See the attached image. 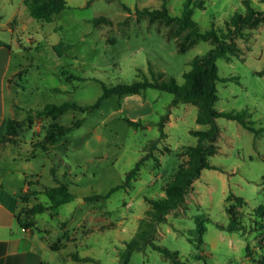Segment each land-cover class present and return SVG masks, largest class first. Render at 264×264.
<instances>
[{"label":"rangeland","instance_id":"obj_1","mask_svg":"<svg viewBox=\"0 0 264 264\" xmlns=\"http://www.w3.org/2000/svg\"><path fill=\"white\" fill-rule=\"evenodd\" d=\"M198 1L202 6L194 8L191 17L201 32L212 26L225 31L230 17L247 14L248 5L264 12V0ZM183 2L67 0L68 8L51 22L34 19L19 28L22 52L12 80L28 87L20 101L29 103L32 115L46 103L86 106L100 96L102 84L151 79L150 70L182 83L190 60L212 48L211 43L193 41L188 30L140 11L165 7L179 16ZM22 5V0H0L1 20ZM234 41L237 55L215 62L220 81L214 109L245 110L250 124L264 129V15L257 25L243 27ZM172 98L153 89L111 96L91 114L70 110L54 119L23 121L15 142L0 145V176L15 188L29 182L22 191L29 194L28 206L47 203L41 193L56 184L54 179L74 196L56 212L35 216L32 233L44 244L38 249L36 240L37 264H118L148 208L146 199L162 197L166 183L185 165L187 148L196 143L190 131L207 129L195 123L196 107H170ZM123 118L141 124L130 126ZM215 120L217 151L208 160L219 169L203 170L183 205L157 227L155 242L176 251L179 259L172 263L147 247L133 252L128 264H260L264 258V219L253 216L254 209L264 205V130L254 134L235 120ZM76 121L80 127L60 141L45 142L52 125ZM141 159L137 176L127 186L107 199L100 197L122 184ZM231 206L244 231L229 233L219 227L227 225ZM200 228L203 244L197 245Z\"/></svg>","mask_w":264,"mask_h":264},{"label":"trees","instance_id":"obj_2","mask_svg":"<svg viewBox=\"0 0 264 264\" xmlns=\"http://www.w3.org/2000/svg\"><path fill=\"white\" fill-rule=\"evenodd\" d=\"M28 14L35 20L49 23L53 17L68 8L67 0H23ZM202 6V2L198 0H184L182 10L179 16H172L167 9L163 7L160 10L144 9L141 14H147L160 18L167 24L176 25L181 29L188 30V34L193 41H206L211 43L212 48L202 55L194 56L190 62V68L183 73L182 83H177L173 77L164 78L161 73H154L150 70L151 79L144 78L142 80H134L131 83H117L112 86L101 85L100 96L90 105H80L75 101H67L61 105L46 103L43 107L36 111L33 115L28 112L22 121L8 119L5 124L4 134L0 138V145L12 144L15 142L18 129L23 121L29 124L35 117H50L52 119L62 116L67 111H79L85 114H91L97 110L104 99L111 96L123 97L127 95L138 94L147 89H153L161 92H167L173 95L170 107L179 104H190L196 107L195 123L207 126L205 130H192L190 134L196 138V143L187 148V161L185 165L180 166L174 176L166 183L164 187V195L156 199H146L148 208L144 211L142 217L138 219L137 228L134 235L125 246L119 256L118 264H128L131 255L135 251H143L147 247L152 248L161 255L167 257L172 263L179 259L176 251L168 249L166 246L156 243L157 227L166 221V216L179 209L185 200V197L192 191L194 181L200 177L205 169L218 170L217 165L210 164L208 157L217 151V146L213 140L219 133L216 124V118L223 116L237 121L246 130L258 134L263 128L255 129L248 118V112L245 110L231 112H217L214 109L217 101L216 84L220 81L217 67L215 65L218 59H229L237 55L238 50L234 39L239 35L241 29L246 26L257 25L263 17L264 12L254 10L253 7L247 6V14L236 13L230 17L225 24V31L219 28L211 27L203 32L199 31V26L191 17L193 9ZM97 19H95L96 21ZM101 20H104L103 18ZM228 80V79H225ZM123 120L130 126L137 127L141 121H133L129 118ZM81 121H76L71 125L64 126L59 124L52 125V129L47 131L45 142L47 144H55L65 137L71 130L80 127ZM160 131L162 130V122L158 123ZM47 151L45 147L41 149ZM142 159L128 171L122 184L110 188L107 193L101 195V198L107 199L113 192L127 186L134 179L141 165ZM55 180V185L46 187L42 191L47 199V203L39 202L33 206L26 204L28 193H22L20 196V207L17 222L23 229L32 231L35 226V216L42 214L47 210L56 212L57 209L74 199L73 194L69 191L66 184ZM29 183V182H28ZM36 194V193H33ZM237 201L244 204L241 197H236ZM91 199V198H90ZM229 213L228 223L225 227L227 232L244 231L245 227L239 214L231 206L227 209ZM253 216L257 219H264V205L257 206L253 211ZM202 231L198 229L196 239L197 245H202ZM192 241V240H189ZM248 249V247H246ZM74 260L81 261L77 256L72 257ZM264 264V258L259 261Z\"/></svg>","mask_w":264,"mask_h":264},{"label":"crops","instance_id":"obj_3","mask_svg":"<svg viewBox=\"0 0 264 264\" xmlns=\"http://www.w3.org/2000/svg\"><path fill=\"white\" fill-rule=\"evenodd\" d=\"M33 20L24 4L17 11L11 12L5 21L1 20L0 12V138L4 134L8 119L22 121L29 110V103L19 99L26 94L28 87H19L12 79L18 73V58L22 52L19 28H25ZM22 56L20 58L23 59ZM28 186V183L17 188L6 186L3 176H0V264L38 263L36 240L38 249L44 246L43 242L32 231L20 227L17 222L21 207L20 194Z\"/></svg>","mask_w":264,"mask_h":264}]
</instances>
